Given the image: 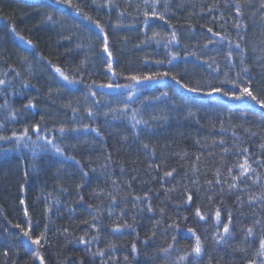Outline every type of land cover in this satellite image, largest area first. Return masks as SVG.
<instances>
[{"label":"trees","instance_id":"1","mask_svg":"<svg viewBox=\"0 0 264 264\" xmlns=\"http://www.w3.org/2000/svg\"><path fill=\"white\" fill-rule=\"evenodd\" d=\"M72 2L92 20L55 0H0V79L7 81L0 85V135L27 128L33 141L46 136L63 149L61 155L50 146L33 150L23 142L17 147L14 139L0 140V264H39L33 255L37 246L21 228L30 229L32 239L46 233V243L40 246L46 264H248L253 258L264 259L257 255L261 227L254 226L252 237L245 232L254 220L264 222L261 202L248 201L261 191V182L247 191L244 184L250 181L228 189V169L243 155L237 149L247 148L250 161L264 159V109L248 98L204 95L211 87L239 91L251 80L250 90L264 100L259 0L244 4L241 29L234 27L236 0H160L157 9L165 19L150 17L147 24L142 0H115L110 7L104 6L105 0ZM47 15L55 23L46 20ZM93 21L105 29L117 76L106 68L102 34ZM208 27L228 39L213 36ZM209 39L218 42L205 47ZM193 52L195 56L185 54ZM172 53L178 55L170 60ZM57 67L82 82L68 84ZM245 67L247 74L241 73ZM152 73L170 75L158 84L136 85L131 97L128 88L106 94L99 87L131 85L135 82L128 76ZM226 79H236L237 85L222 83ZM182 84L203 91L189 92ZM29 100L33 106L25 107ZM36 124L39 130L33 129ZM253 166L264 176V169ZM237 173L233 168V175ZM197 207L204 220L195 215ZM229 213L231 236L216 243L212 233L223 230ZM125 221L132 228L112 231L114 223ZM188 228L200 236L203 252L181 262L178 256L195 243ZM81 236L91 244H79ZM169 244V253L160 251ZM98 249L104 250L102 258L93 255Z\"/></svg>","mask_w":264,"mask_h":264},{"label":"snow or ice","instance_id":"2","mask_svg":"<svg viewBox=\"0 0 264 264\" xmlns=\"http://www.w3.org/2000/svg\"><path fill=\"white\" fill-rule=\"evenodd\" d=\"M93 2H95V0H93ZM160 2V0H142V3L144 5L145 11L143 13L144 15V23L147 24L148 20L150 17H158L160 20H164L165 16L162 12L158 11L157 9V4ZM55 3L57 4H64L68 7L73 8L78 14L83 15V18L86 20H92V17L84 15L83 14V10L81 7L76 6L75 4H73L72 0H55ZM115 3V0H105V7H110ZM249 3V0H236L235 3V11L237 13V21L234 24V27L237 29H241L244 25L242 24V22L239 20V16L241 14V9L244 7V4ZM139 6V5H138ZM165 11L170 10L169 6L167 4V2H165ZM259 9L261 10L262 13V19H264V0H259ZM46 20L51 21L53 23H55V21H53V17L51 15H47L45 17ZM96 29H98L99 33L102 34V39H103V45H102V49L103 52L107 54V64H106V68L109 72L112 73L113 76H117L119 75L118 73H116L113 70V60H112V53L110 51V45H109V40H108V36L107 34H105V29L101 26V24L99 23V21H93ZM207 31L209 33H211L213 36L215 37H221V39H228L227 37L221 36V33L219 32H213V29L211 27L207 28ZM154 36L157 35L156 33L153 34ZM19 39L23 40V37H18ZM177 37H176V33L173 32L171 34V41H176ZM240 40H243L244 37L240 36L239 37ZM215 42L218 41H213L211 39H209L206 44L205 47H207V45L209 44H213ZM27 43L29 45H31V41H27ZM167 47V44L165 45ZM79 47V45H78ZM235 47L237 49H240V44L236 43ZM186 55H193L195 56L196 53H185ZM241 58H242V63H243V55H244V50L241 49ZM178 55V53H172L170 60L174 59L176 56ZM231 57H232V53L229 52L228 53V60L229 62L231 61ZM258 59H260L258 57ZM157 63H160V61H157ZM209 67H212V64L209 63L208 65ZM55 71L68 83V84H75V83H80L82 81H77L75 79H69L68 76H66L64 74V72L59 68H55ZM241 73L247 74L248 73V68H242L241 69ZM241 73H237V77H239L241 75ZM18 75V74H17ZM170 75V73H152V74H145V75H131L128 76L127 79L131 80L133 82H135L134 84L131 85H119V84H107V85H100L99 87H106V88H128L131 89L128 92L129 97L132 96V91L135 90V86L142 83V82H151V81H157L161 78H163L164 76H168ZM227 76V74H225ZM171 79L173 81H175L177 84H180V81L177 79L176 76H171ZM7 81L0 79V85H4L6 84ZM222 83H229L232 84L233 86L237 85V80L236 79H226L225 81H222ZM251 83L252 81L249 80L247 82V86L244 87H240L239 91H232V90H225L222 87H211L209 88V90L207 92H204V95L206 96H212L213 94H217V95H222V96H226L229 99H234V100H243L245 98L250 99L251 101H254L255 104L259 105L261 109H264V100H261L257 97V95L254 94V92L252 90H250L251 88ZM180 87L186 89L189 92H194V93H201L203 91V89L201 87H189L186 84H182L180 85ZM89 90H91L92 85L88 86ZM91 95L93 97H95L96 93L92 92ZM161 95H167V93H162ZM153 99H156L155 97ZM5 107L7 106V102H5ZM32 101L29 100L28 104L25 107H32ZM72 111L75 113L77 111V109L73 108ZM89 116H92L93 113L91 112V110H89ZM139 123H147L146 121H136V124ZM33 129L35 130H39V124L33 125L32 126ZM85 128H89L90 125H84ZM133 127H135V124L133 125ZM61 132H64L65 129L63 127H61L59 129ZM75 129H73L74 131ZM93 132H97V134H99V130L97 128H92L91 129ZM245 131H248L247 129H245ZM235 135V134H234ZM252 135H255V133H252ZM15 140L16 146L19 147L21 145V142H23V147L28 148V147H32L33 150H35L37 147H46V146H50L51 149H53L56 153L63 155V149L61 147H59L55 141L53 139H50L46 136H37V141L38 140H44L46 141V145H38L37 141H33L31 136L28 135V129L25 128V130L20 133L17 134L15 131L12 133L11 136H5V135H0V140ZM31 142V143H29ZM221 143H223L221 141ZM145 147H147V145H145ZM262 148H264V144L261 145ZM225 151H229L228 149H225ZM238 152L243 153L241 160L237 163L234 164L232 167H229L228 169V175L231 176V183H228V189L231 190H236L238 188H240V184L243 181H250V184L245 183L244 184V190L247 191L251 188V185H256L258 181L261 182L260 184V188L261 191L254 194V195H249L248 196V201L249 202H261V206H264V176L261 175L260 172H257V168L254 167V164H257L259 167H261L262 169H264V159H262L261 157H257L256 160L254 161H250L249 156L251 155L249 153V150L247 148H243L241 149H237ZM74 159V158H73ZM77 163H79V161H77ZM233 168H237L238 169V173L236 175H233ZM193 171H196L195 168H193ZM253 174H255V176L253 177ZM84 175L86 176L87 173L85 172ZM165 176H171L172 172H166L164 174ZM217 181L216 183H222V181L220 180V172L219 170H217ZM211 183V182H209ZM223 183H227V181H223ZM77 187L79 188L80 185H77ZM223 191V189H222ZM147 196V193L145 194V197ZM113 199H115V197H113ZM143 198L141 197H136L135 200L136 201H141ZM211 199V198H209ZM80 200L83 201V197H80ZM192 200V196L189 195L187 197V201L190 202ZM237 201L240 203H243V201L240 200V197H237ZM25 202L23 199H21L20 204L23 205ZM91 207V206H89ZM135 207V205H134ZM148 211H152L151 205L148 206ZM24 215L27 217L28 216V211L27 209H25L24 211ZM195 215L200 219V220H204L205 219V215L201 213V209L199 207L196 208L195 210ZM221 219V212L220 209H217L215 212V220L216 221H220ZM232 222V215L231 213H229V217H228V222L223 224V230L220 231L219 229H217L216 232H213V238L214 241L216 243H222L225 241V238L227 236H231V230H230V224ZM85 223H87V221H85ZM255 225H259L262 229V234L260 236L259 239V248L257 250V255H259L260 257L264 258V222H262L261 219H256L253 221V226H249L245 232H246V237H252L254 235V226ZM175 227H179V225H174ZM17 228H20V225H16ZM47 227V226H46ZM92 227L95 228L96 224L93 223ZM132 228V224L127 223L126 221L123 224L120 223H114L112 226V231L113 232H119L121 231V229H130ZM23 236L26 237L28 240L31 241L32 245H36L37 248L35 250V252L33 253V255L35 257H37L40 260V264H44V260L43 258L40 256V246L42 241L46 243V233H42L41 236L37 237L36 239H32L31 235H30V229H24L21 228L20 229ZM67 232V229H65V233ZM188 232L191 233L193 236H195V243L194 245L191 247V249L189 251L184 252L182 255L178 256L177 260L178 261H184L186 257H188L190 254H194L195 257H201L202 252H203V243L201 241L200 236L196 235L195 231L192 228H188ZM93 240L95 239V237L92 238ZM173 239H175V237H173ZM79 244H83V245H89L91 244L92 240H86L84 236H81L78 241ZM108 247L110 248H115L114 244H110ZM173 248L172 244H169L166 248L160 249L161 252L167 254L169 253V250ZM131 250L133 253H135L137 251L136 248V244L133 243ZM241 251H243V249H241ZM104 250L103 249H98L96 253H93V255H99L101 258L104 256ZM5 255H7V252H5ZM125 259H127V257H125ZM104 264H107V262L105 261ZM248 264H264V259H261L259 262H257V260L255 258H253L252 260L248 261Z\"/></svg>","mask_w":264,"mask_h":264},{"label":"water","instance_id":"3","mask_svg":"<svg viewBox=\"0 0 264 264\" xmlns=\"http://www.w3.org/2000/svg\"><path fill=\"white\" fill-rule=\"evenodd\" d=\"M152 83L158 82V81H151ZM107 91H112L114 88H105Z\"/></svg>","mask_w":264,"mask_h":264},{"label":"bare ground","instance_id":"4","mask_svg":"<svg viewBox=\"0 0 264 264\" xmlns=\"http://www.w3.org/2000/svg\"><path fill=\"white\" fill-rule=\"evenodd\" d=\"M29 45V44H28ZM30 46V45H29ZM39 264H40V261H39ZM44 264H46L45 262H44Z\"/></svg>","mask_w":264,"mask_h":264}]
</instances>
